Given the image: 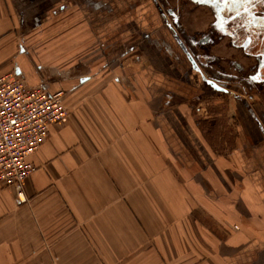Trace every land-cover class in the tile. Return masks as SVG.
I'll list each match as a JSON object with an SVG mask.
<instances>
[{
  "label": "crops",
  "instance_id": "0c3cea01",
  "mask_svg": "<svg viewBox=\"0 0 264 264\" xmlns=\"http://www.w3.org/2000/svg\"><path fill=\"white\" fill-rule=\"evenodd\" d=\"M144 3L0 0V74L68 110L0 185V264H264V150L186 112Z\"/></svg>",
  "mask_w": 264,
  "mask_h": 264
},
{
  "label": "flooded vegetation",
  "instance_id": "af4514ba",
  "mask_svg": "<svg viewBox=\"0 0 264 264\" xmlns=\"http://www.w3.org/2000/svg\"><path fill=\"white\" fill-rule=\"evenodd\" d=\"M120 1L153 10L163 34L153 33V47L167 54L177 80L193 87L179 90L190 97L186 112L227 102L247 145L264 150V0Z\"/></svg>",
  "mask_w": 264,
  "mask_h": 264
},
{
  "label": "built area",
  "instance_id": "2783aa9c",
  "mask_svg": "<svg viewBox=\"0 0 264 264\" xmlns=\"http://www.w3.org/2000/svg\"><path fill=\"white\" fill-rule=\"evenodd\" d=\"M64 93L30 87L14 72L0 74V185L12 187L18 199L36 170L30 158L48 137L50 125H63L68 110Z\"/></svg>",
  "mask_w": 264,
  "mask_h": 264
},
{
  "label": "rangeland",
  "instance_id": "374dc122",
  "mask_svg": "<svg viewBox=\"0 0 264 264\" xmlns=\"http://www.w3.org/2000/svg\"><path fill=\"white\" fill-rule=\"evenodd\" d=\"M228 103L226 102V103H222V104H216V107H214L213 108V106L211 105V104H209V106L207 105L206 107H205V104H203L204 106V109L205 110H203V112H201L202 114H201V116L202 115H204V112L205 113H216V114H222V115H224V116H227V115H229L230 117H232V113H235L233 110H232V108H230L228 105H227ZM202 109V108H201ZM229 117V119H231ZM229 119H227V120H229ZM231 121L232 122H228V127H230L229 128V130H228V132L227 133H230V131L232 132V134H234V131H235V127H236V125H237V122L234 120V118L233 119H231ZM218 125V124H217ZM231 125V126H230ZM237 128V127H236ZM218 129H220V128H218V127H216V130L217 131H220V130H218ZM222 129V128H221ZM231 139L232 140H234V135H232L231 136ZM234 144V143H233Z\"/></svg>",
  "mask_w": 264,
  "mask_h": 264
}]
</instances>
